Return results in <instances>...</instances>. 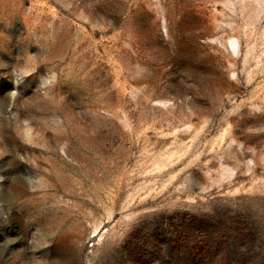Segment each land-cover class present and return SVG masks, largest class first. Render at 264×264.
<instances>
[{"label": "rangeland", "instance_id": "obj_1", "mask_svg": "<svg viewBox=\"0 0 264 264\" xmlns=\"http://www.w3.org/2000/svg\"><path fill=\"white\" fill-rule=\"evenodd\" d=\"M0 264H264V0H0Z\"/></svg>", "mask_w": 264, "mask_h": 264}]
</instances>
